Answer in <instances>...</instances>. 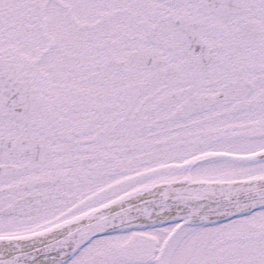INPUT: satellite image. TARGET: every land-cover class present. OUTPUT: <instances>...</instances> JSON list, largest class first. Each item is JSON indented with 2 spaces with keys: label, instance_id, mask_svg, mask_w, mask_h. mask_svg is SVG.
Here are the masks:
<instances>
[{
  "label": "snow or ice",
  "instance_id": "1",
  "mask_svg": "<svg viewBox=\"0 0 264 264\" xmlns=\"http://www.w3.org/2000/svg\"><path fill=\"white\" fill-rule=\"evenodd\" d=\"M0 264H264V0H0Z\"/></svg>",
  "mask_w": 264,
  "mask_h": 264
}]
</instances>
